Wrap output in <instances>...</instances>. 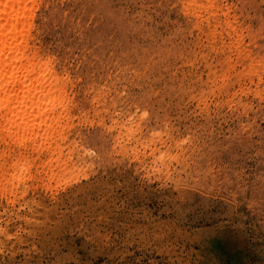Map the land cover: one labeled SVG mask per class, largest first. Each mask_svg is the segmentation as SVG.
Returning a JSON list of instances; mask_svg holds the SVG:
<instances>
[{
	"label": "rangeland",
	"instance_id": "obj_1",
	"mask_svg": "<svg viewBox=\"0 0 264 264\" xmlns=\"http://www.w3.org/2000/svg\"><path fill=\"white\" fill-rule=\"evenodd\" d=\"M33 22L66 91L37 140L0 134V264H264V0Z\"/></svg>",
	"mask_w": 264,
	"mask_h": 264
},
{
	"label": "bare ground",
	"instance_id": "obj_2",
	"mask_svg": "<svg viewBox=\"0 0 264 264\" xmlns=\"http://www.w3.org/2000/svg\"><path fill=\"white\" fill-rule=\"evenodd\" d=\"M37 2L0 0V134L21 143L37 140L35 129L53 122L46 114L57 106L56 94L66 91L51 71L53 58L32 43Z\"/></svg>",
	"mask_w": 264,
	"mask_h": 264
}]
</instances>
